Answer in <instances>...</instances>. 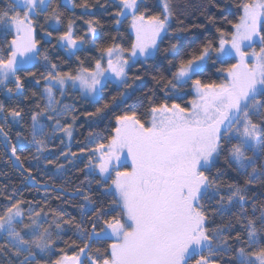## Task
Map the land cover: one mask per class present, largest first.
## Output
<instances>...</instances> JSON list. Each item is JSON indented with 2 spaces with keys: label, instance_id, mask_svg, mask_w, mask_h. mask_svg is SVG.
<instances>
[{
  "label": "snow or ice",
  "instance_id": "snow-or-ice-1",
  "mask_svg": "<svg viewBox=\"0 0 264 264\" xmlns=\"http://www.w3.org/2000/svg\"><path fill=\"white\" fill-rule=\"evenodd\" d=\"M195 8L0 0V264H264V0Z\"/></svg>",
  "mask_w": 264,
  "mask_h": 264
},
{
  "label": "trees",
  "instance_id": "trees-1",
  "mask_svg": "<svg viewBox=\"0 0 264 264\" xmlns=\"http://www.w3.org/2000/svg\"><path fill=\"white\" fill-rule=\"evenodd\" d=\"M177 6L179 9L183 10L185 7H187V12L184 13V18H185V22H193V23H199L203 17L200 16V14L198 12H196V8L195 5H198L201 0H175ZM223 3L225 4H230L232 3V0H222ZM233 12L237 11L235 9V7H233L231 9ZM77 14L80 13V9H76L75 10ZM67 15H71L72 12L71 10H69L67 13ZM99 15V14H98ZM233 18V17H230ZM110 19L108 17H102V20H107ZM77 25L80 26L81 28L85 27L83 25V22L80 20H77ZM107 27H111V25H106ZM125 29H127V25L124 26ZM16 129L14 128L13 131H15ZM0 154H2V149H0ZM4 172H7L8 175L5 176L3 175ZM73 179H75V177H72ZM19 181H20V177L19 174L12 169L10 164H5L3 162H0V184H5V183H16L17 186H19ZM25 196H35L37 195L34 191H32V186L30 185H25Z\"/></svg>",
  "mask_w": 264,
  "mask_h": 264
}]
</instances>
